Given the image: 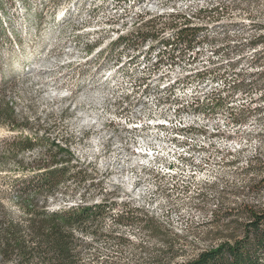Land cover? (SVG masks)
Instances as JSON below:
<instances>
[{
  "label": "rangeland",
  "instance_id": "obj_1",
  "mask_svg": "<svg viewBox=\"0 0 264 264\" xmlns=\"http://www.w3.org/2000/svg\"><path fill=\"white\" fill-rule=\"evenodd\" d=\"M1 1L0 100L17 126L0 121V189L53 144V163L69 169L49 207L108 203L88 264L182 263L244 237L248 210L264 211V0ZM185 28L190 44L175 38ZM148 38L182 50L163 73L181 74L188 91L139 116L186 103L181 113L195 115L166 129L153 158L133 134L109 139L99 126L120 102L100 72ZM125 114L134 118L130 105ZM17 136L35 149L4 153ZM4 214L16 205L1 200Z\"/></svg>",
  "mask_w": 264,
  "mask_h": 264
},
{
  "label": "trees",
  "instance_id": "obj_2",
  "mask_svg": "<svg viewBox=\"0 0 264 264\" xmlns=\"http://www.w3.org/2000/svg\"><path fill=\"white\" fill-rule=\"evenodd\" d=\"M185 31L186 28L177 31V39L190 44L192 40L182 34ZM260 40L264 42V36ZM2 87L3 84H0V89ZM14 116V109L0 100V121L7 120L12 126H17ZM8 142L4 153L15 158L18 153L34 150L37 145L36 140L26 136H17ZM49 147L53 154V144ZM50 152L49 155L42 153L29 165L22 166L27 174L22 173L0 189V202L6 200L17 208L16 217L8 218V214L0 217L1 264L12 261L16 264H88L85 255L91 244L89 239L100 236L99 225L108 203L102 199L89 204L80 202L50 208L49 201L66 180L69 169L68 162L55 166ZM116 221L126 223L128 218L118 215ZM118 239L121 237L118 236ZM175 264H264V211L248 210L242 239L222 243L201 251L195 259Z\"/></svg>",
  "mask_w": 264,
  "mask_h": 264
},
{
  "label": "built area",
  "instance_id": "obj_3",
  "mask_svg": "<svg viewBox=\"0 0 264 264\" xmlns=\"http://www.w3.org/2000/svg\"><path fill=\"white\" fill-rule=\"evenodd\" d=\"M153 44L152 38L146 39L144 45L132 48L126 56L116 57L99 74L107 95L116 92V100L120 101L111 114L100 120V128L109 139L133 134L137 142L134 150L149 158L156 156V147L164 139L166 129L190 128L195 116L181 113L190 107L188 103L173 105L171 117L139 116L146 106L158 107L187 89L181 74L168 76L163 73L178 64L182 50L170 52L167 47L170 48L172 43L165 39L158 42L157 47ZM185 51L189 52V49ZM127 105L131 106L134 118L125 114Z\"/></svg>",
  "mask_w": 264,
  "mask_h": 264
}]
</instances>
